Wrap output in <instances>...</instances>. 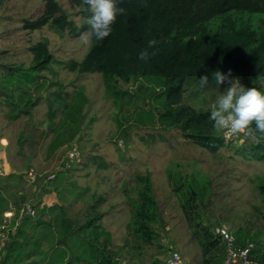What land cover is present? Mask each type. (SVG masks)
I'll list each match as a JSON object with an SVG mask.
<instances>
[{
    "label": "rangeland",
    "instance_id": "374dc122",
    "mask_svg": "<svg viewBox=\"0 0 264 264\" xmlns=\"http://www.w3.org/2000/svg\"><path fill=\"white\" fill-rule=\"evenodd\" d=\"M59 1L75 23L81 25V8L71 0ZM44 5L43 0H0V85L4 84L1 83L4 78L11 76L7 65L31 64L33 44L48 39L54 57L50 68L44 72L49 85L30 114L21 113L13 118V106L0 93V160L6 168V175L0 177V187L5 189V195L13 200L23 194V202L35 206V217L40 220L44 215L43 206L57 201L56 204L69 207L79 222L91 216L90 206L99 196H104L105 201L99 207L103 213L101 220L111 232L112 249L123 248L122 260L130 264H166L170 251L176 249L185 261L205 264L184 215L185 197L174 191L175 184L169 177L172 174L186 195L190 188L201 194L198 203L202 206L204 221L211 216L212 222L227 225L234 235L240 228V240L254 242L255 254L264 259V223L261 220L264 203L258 189V184L264 180V161L239 152L247 150V144L256 139L238 135L233 141L225 140L226 146L211 153L185 138L177 128L166 129L159 123L150 127L135 126L134 121L128 119L133 116V106L129 111L127 105L121 110L114 96L107 94L101 73H79L67 68L69 61L81 60L91 46L80 43L81 35L58 33L50 26L36 31L23 28V20L40 16ZM198 80L187 82L184 103L199 110L210 109L228 85L221 84L219 88L209 79V85L201 88L198 82L193 83ZM257 81L264 85L263 79L250 78L252 83ZM141 84L147 85L146 82L121 80L118 87L135 91ZM80 88L87 101L77 133L70 141L65 137L71 122L65 118L60 104L71 101ZM154 91H158L155 103L162 110L164 90L156 86ZM141 105L149 109L147 101ZM155 116L156 120L160 119L158 113ZM125 128H129L128 137H123ZM38 129L44 130V137L35 145L33 140L37 137H32V132ZM61 136L62 143L52 149V143ZM68 147L73 148L67 152ZM71 151L78 152V156L60 165L62 154L65 152L66 156ZM67 164L69 173L62 176L63 180L55 181L54 178L48 182L43 179ZM147 173L163 213L162 221L155 225L158 238L152 244L135 238L129 227L134 211L132 200L137 195L136 177ZM30 174L41 176L33 180ZM65 196L67 200H63ZM15 205L11 201V208ZM33 239L35 247L38 238ZM1 245L0 259L9 255V250H1ZM104 258L101 264H112L114 260ZM87 262L85 259L79 264ZM67 264H78V257L69 259Z\"/></svg>",
    "mask_w": 264,
    "mask_h": 264
},
{
    "label": "trees",
    "instance_id": "16d2710c",
    "mask_svg": "<svg viewBox=\"0 0 264 264\" xmlns=\"http://www.w3.org/2000/svg\"><path fill=\"white\" fill-rule=\"evenodd\" d=\"M43 1L45 5L40 16L23 20L25 30L36 31L50 26L58 33L69 32L73 36H80L87 31L85 21L89 12L84 0H71L81 8L83 18L81 25L75 23L59 0ZM118 7H123L126 12L117 16L111 34L100 41L93 38L84 57L81 60L69 61L67 68L79 73H101L107 94L114 96L121 110L125 105L128 111L132 108L130 106H133V116L127 118L134 121L135 126L150 127L159 123L166 129L177 128L185 138L200 147L211 153L218 152L226 146V141L222 133H217L213 129V122L209 119L211 108L199 110L184 103L186 84L190 80L192 82L194 78L199 79L205 75L208 79H213L212 73L216 70L224 73L231 70L232 78H239L245 87H256L264 92L263 84L258 81L250 82V78L264 80V0H118ZM151 39L158 41V53L147 61L138 59L139 52L147 47ZM49 46L46 38L33 44L30 47L33 59L29 66L7 65L13 79L10 76L1 81L5 85H0V93L5 95L7 103L13 106L15 110L12 114L13 118H17L21 113L30 114L40 102L41 93L49 85L44 74L54 60ZM121 80L125 83L146 82L147 85L141 84L135 91H125L118 87ZM194 82L199 84V80ZM52 84L51 81L50 85ZM156 86L164 90L165 101L162 110L155 103L158 99V95L155 94L158 91H154ZM86 101L83 88H80L71 101L61 102L60 106L64 109L65 118L71 122L67 129L66 140L71 141L77 133ZM144 101L148 102L149 109L141 105ZM156 113L159 114L158 120ZM33 136L37 137L33 140L34 144L40 143L44 137V130L38 129L36 133L32 132ZM128 136L129 128H125L123 137ZM63 139L62 136L57 138L52 143V149L61 144ZM247 146L246 151L240 149L239 152L243 154L245 152L255 160L264 161V140L257 138ZM72 148L68 147L66 151ZM68 173L69 168L65 171H57L54 180H63L62 176ZM169 177L175 184L174 191L185 197L182 206L184 215L191 227L192 238L198 242L205 264H224L227 257L226 245L214 230V227L220 223L212 222L211 216H207L204 221L202 206L198 203L201 194L190 188L186 195L182 186L177 185V179L173 180L172 174ZM136 178L137 195L136 199L132 198L134 211L129 227L135 238L152 244L158 238L155 225L162 221L163 213L150 174L137 175ZM258 189L264 203L263 179L258 184ZM3 191L5 189L1 186V226L4 212L14 210V217L10 226L0 227V232H7L9 227H16V231L14 235L8 236L10 239L5 240L4 245L0 236V244L3 245L1 250H9V255L0 259V264H34L27 259L31 252L25 248L31 247V251H35L38 242L34 247V239L27 236V229L41 221L39 218L36 221L35 216L19 219V208L23 204L24 195L12 200ZM63 198L67 200L66 196ZM11 201L16 204L12 208ZM104 201V196H99L95 200L90 206L91 216L82 224L77 223L74 232L72 225L75 222L63 211L62 241L66 242L67 236L73 233L76 239L83 237L89 242L90 239L96 241L100 235L99 222L103 214L99 207ZM17 220H21L18 226H16ZM261 220L264 223V213L261 215ZM240 231L241 229L237 228V236H234L237 244L243 245L247 241L240 240L238 234ZM137 247L141 249L138 242ZM255 250V248L252 250L250 259L264 264V259L258 258ZM123 258L112 260L111 263L117 264ZM125 261L126 264H130Z\"/></svg>",
    "mask_w": 264,
    "mask_h": 264
},
{
    "label": "clouds",
    "instance_id": "9594fccd",
    "mask_svg": "<svg viewBox=\"0 0 264 264\" xmlns=\"http://www.w3.org/2000/svg\"><path fill=\"white\" fill-rule=\"evenodd\" d=\"M84 3L88 6L89 16L85 21L87 31L81 34L80 43L83 46H90L93 38L100 41L111 34L112 25L116 22L117 16L124 14L126 9L118 7V0H84ZM158 51V41L151 39L147 47L139 52L138 59L147 61ZM212 77L214 84L219 88L221 84L228 85L217 97L210 110L209 119L213 122L214 131L264 140V92L256 87H245L239 78H232L231 70L227 73L216 70L212 73ZM208 85L207 75L199 78L201 88H206ZM257 134H259L258 137ZM225 140L231 141L226 138ZM46 178L45 181H51ZM248 242L252 241H247L245 244Z\"/></svg>",
    "mask_w": 264,
    "mask_h": 264
},
{
    "label": "crops",
    "instance_id": "0c3cea01",
    "mask_svg": "<svg viewBox=\"0 0 264 264\" xmlns=\"http://www.w3.org/2000/svg\"><path fill=\"white\" fill-rule=\"evenodd\" d=\"M56 202L52 201L47 206H43L44 215L40 220L41 222H37L36 225L27 229L29 238L36 236L38 238L37 250L31 251V247H28L31 252L29 257L27 256L28 260L33 261L34 264H67L69 259L78 257V264L85 259L89 261L87 264H99V262L101 264L105 260H103V257H110V259L113 258L114 260L122 258L123 248L112 249L111 232L104 227L102 220L99 222L100 235L96 241L90 239L92 244L88 240L83 239V237L76 239L75 234L71 235L69 232L66 242L62 241L61 217L63 216L61 213L63 211L67 217L75 222L72 225V232H74L78 224L83 222L77 220L75 214L70 212L71 209L69 207L56 204ZM35 220L37 221L36 218ZM97 256L98 258H96Z\"/></svg>",
    "mask_w": 264,
    "mask_h": 264
},
{
    "label": "built area",
    "instance_id": "2783aa9c",
    "mask_svg": "<svg viewBox=\"0 0 264 264\" xmlns=\"http://www.w3.org/2000/svg\"><path fill=\"white\" fill-rule=\"evenodd\" d=\"M225 138L228 140H233L236 138L237 135H229L227 133H223ZM78 156V152L71 151L66 156H64L60 162V165L64 164L65 160H73L75 157ZM69 168V165L67 164L63 168H57L56 172L59 170H65ZM56 172H52L49 174L46 178V180H52L56 176ZM6 175V168L4 161L0 160V177ZM33 180H35L37 177H40L41 174H30ZM36 215V209L34 208L33 204L30 202H24L21 207L19 208V219L22 220L25 216H35ZM14 217V211H8L4 213L3 216V224L1 227L5 228L7 226H10L12 218ZM20 220V221H21ZM20 221H16V226L20 224ZM215 234L223 241V243L226 245L227 250V257L224 262V264H260L257 261L250 259V254L252 250L255 247V244L253 242H248L245 245H238L236 243V238L234 234L229 230L228 226L225 224H220L215 226L214 228ZM16 231V227L10 228L6 231L0 232V236L2 237V244H5V240H9V235H14ZM167 264H188L182 254L179 251H171L166 258ZM117 264H126L125 260H120Z\"/></svg>",
    "mask_w": 264,
    "mask_h": 264
}]
</instances>
